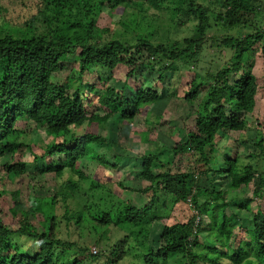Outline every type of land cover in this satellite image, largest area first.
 <instances>
[{"label":"trees","instance_id":"obj_1","mask_svg":"<svg viewBox=\"0 0 264 264\" xmlns=\"http://www.w3.org/2000/svg\"><path fill=\"white\" fill-rule=\"evenodd\" d=\"M28 3L37 5V13L28 20L27 29L23 27L19 33L9 24L0 25V161L9 156L10 163L5 168L14 180L19 179V188L12 193L15 204L23 191L28 192L31 203L23 213L11 209L12 214L21 215L25 220L20 229L0 224V264H99L100 255H93L87 247L60 236V223H65L70 234L76 217L75 224L83 230L81 218L87 213L102 225L118 226L121 222L130 228L140 227L134 233L142 245L139 264H169L173 260L179 264H264V204L259 201L264 196V116L258 118L259 131L253 141L256 152L248 155V164L243 169L241 156H229L213 148L220 133L241 132L245 128L241 113H252L256 107L258 79L251 71L243 70V62L247 53L256 50L264 39V28L259 30L257 23L262 0L256 5L244 0H225L222 11L214 14L203 0H0V14L4 16ZM173 3H178L174 23L183 19L196 21L197 36L187 42V50L172 52L168 62L184 56L198 65L208 44L213 17H216L214 25L221 26L226 34L213 37L218 44L214 42L211 47L217 45L235 54L231 66L214 74L198 73L189 87L183 88L182 96H178L189 104L210 88L202 111L196 113L195 133L172 150L173 164L177 156L192 154L196 171L194 174L157 173L158 157L141 155V180L148 185L139 193L148 200L146 206L139 208L132 200L125 202L117 209V221L109 212L92 216L88 207L78 205L72 209L69 201L79 188L75 175L87 178L78 168L81 159L96 158L102 167L113 170L116 167L96 155L91 147L93 143H106V139L101 134L79 129L94 125L100 128L115 116L134 123L146 107L177 97L176 89L164 98L152 87H139L136 96L128 83L133 76L146 71L161 72L157 80L164 82L166 71L171 70L170 63L159 60L167 53V46L164 38L160 43L153 41L157 29L149 15H152L150 11ZM108 6L123 8L121 29L115 33L100 26ZM249 15L257 18L256 26ZM248 27L254 32L229 34L246 31ZM121 65L129 70L123 86L117 87L111 80ZM66 69L69 71L62 74ZM57 74L64 75L61 81L54 80ZM219 79L220 85L210 86ZM131 94L137 100H131ZM43 130L50 141L40 154L34 151L32 137ZM216 151L222 154L223 163L217 160ZM59 156L69 159V164L55 165L53 159ZM66 172L70 178L59 186L58 180ZM222 174L230 178L225 190L211 183L212 176ZM201 178L206 179V185H198ZM54 185L58 187L52 194ZM92 185L98 186L93 182ZM245 188H254V198L246 199L245 203L237 201L236 206L252 211L250 206L256 202L257 207L251 226L244 229L237 223V213L231 210L228 214L226 210L230 208L227 201L237 200L235 195ZM39 191L53 205L59 201L65 204L62 217L58 216L55 206L50 208L49 215L37 210ZM164 195L173 197L175 207L187 204L192 214L187 222L164 225L155 249L148 245L150 232L145 233L143 228L150 231L151 218ZM204 216L209 219L207 225H204ZM42 219L41 230L29 231L26 227L32 220ZM241 233L244 238L237 242L235 238ZM202 234L214 242L210 241L212 246ZM202 240L206 242L203 248L200 247ZM67 249H75L78 254L68 256ZM128 254L123 249V254L119 252L116 256L111 250L103 264L119 263Z\"/></svg>","mask_w":264,"mask_h":264},{"label":"rangeland","instance_id":"obj_2","mask_svg":"<svg viewBox=\"0 0 264 264\" xmlns=\"http://www.w3.org/2000/svg\"><path fill=\"white\" fill-rule=\"evenodd\" d=\"M205 4L211 8V14L222 11L225 0H203ZM251 4H258L260 0H244ZM178 3L164 5L157 11H150L149 16L153 19L156 26L157 34L153 37V41L156 43L161 42V38H164V43L167 46V53L165 56L160 57L159 60L162 63L169 61V56L172 52H179L180 50H187L188 41L195 38L197 35L194 31L196 21L183 19L180 23L175 24L176 20L175 6ZM262 11L258 15L260 22L257 21L255 16H250V21L256 26V21L259 23V30L264 28V0H262ZM132 10V9H131ZM214 12V13H213ZM37 13V5L35 3H28L25 5H19L17 9H12L9 13L4 16L0 14V25L9 24L11 28L19 32L23 27L28 28L27 22ZM123 8L111 9L109 6L105 8L103 16L100 20V26L108 27L111 32L117 29H121L120 22L123 20ZM215 18L213 17V27L208 31L209 40L206 44V49L203 54V58L199 64L196 65L192 62L189 57H184L176 62L170 63L171 70L166 71L164 82L157 80L161 72L152 73L149 71L140 73L137 77L133 76L128 83L130 84L132 94L137 93L139 87H152L157 89L167 98L168 95L176 89L177 97L167 98L162 102L156 104L154 107H146L136 122L131 120H122L120 116H115L109 123L100 128L97 125L87 126L79 131H88L91 133L101 134L105 139L106 143H93L91 147L96 152V155L104 158L110 164L115 165V169H107L100 165L99 160L96 158H83L78 162V168H80L87 178H81L75 175V179L79 183V188L75 191L72 200L69 201V206L74 209L78 205L90 208V214L92 216L97 215L99 212H109L113 216V220L117 221V209L121 208L125 202L132 200L133 204L139 208L146 206L148 200L146 197L139 193V190L145 188L148 183H144L141 180V166L142 159L141 155H155L160 160V163L156 166L157 173L159 172H187L194 174L196 167L194 165V157L192 154H183L177 156L172 162L174 155L172 150L178 144H183L187 141L188 136L195 133V118L196 113L203 107L204 100L209 91V87L200 93L199 98L193 103H186L182 98L183 88H188L191 80L199 74L205 75V73H216L222 71L224 68L231 66L235 62V54L221 48L216 45L211 47L215 42L213 37H222L226 33L221 26H215ZM238 32L243 34L254 32L251 27H248L246 31H232L229 34L237 35ZM240 35V34H239ZM212 39H211V38ZM211 40V41H210ZM264 39L261 43L256 46V50L247 53L245 61L243 62V70L251 71L258 79V94L256 96V107L252 113H241V120L245 122V128L240 131H231L229 133H220V137L216 142L214 149L217 147L220 151L229 156H241L240 167L243 169L244 164L248 162V155H254L256 147L254 146V138L257 135L258 130V118L261 119L264 116ZM191 54V53H189ZM186 56V55H185ZM169 64H166V66ZM128 68L121 65L118 67L112 77L111 83L117 87H122ZM66 69L62 72H68ZM101 73L103 71H100ZM64 75L57 74L54 78L56 81H61ZM88 78V77H87ZM91 80V78L89 79ZM222 82L221 79L214 81L210 86H218ZM87 87V86H86ZM86 92H88L86 90ZM130 95L131 100H137L134 95ZM137 96V95H136ZM90 98V97H89ZM202 111V110H201ZM102 112H105L104 109ZM75 130V129H73ZM149 132V134L147 133ZM147 133V135H146ZM34 143V151L42 153V149L50 141V137L45 134V131L35 133L32 137ZM236 150V151H235ZM218 161L223 163V156L221 153H215ZM115 157H121V161L117 162ZM55 165L69 164V159L64 157H56L53 159ZM251 160V159H249ZM10 163V157L7 156L2 162L0 161V224L7 226L9 229H20L25 224V220L21 215L12 214V208L15 212L23 213L26 212L31 203L29 202L28 192L23 191V195L20 199L15 202L13 201L12 193L19 188V179H13L12 175L5 168V164ZM248 164V163H247ZM223 166H221L222 168ZM36 168H32L34 170ZM224 169V168H222ZM70 178V173L66 172L58 180L59 186L64 181ZM211 183L218 189L225 190L228 188L230 178L226 174L211 177ZM211 180V179H210ZM209 180V181H210ZM198 185H206V179H199ZM208 181V185L210 182ZM92 182L98 184L94 187ZM213 185V186H214ZM57 185H54L51 193L53 194L57 190ZM27 193V194H26ZM38 196L36 208L39 212H46L49 215L51 207L54 208L55 204L49 202L43 198L44 193L41 191L37 192ZM43 195V196H42ZM237 200H228L230 208L226 210L229 214L232 211L237 213V223L242 228H249L253 220L254 212L257 207V203L254 202L250 210L239 209L236 206L237 201L245 203L246 199L254 198V188H245L239 195H235ZM60 197H58V200ZM215 199V196L213 197ZM260 204H264V196L259 199ZM155 214L151 218L150 231L147 228H143L145 233L150 232V238L148 245L153 248L159 246L161 234L164 230V225H171L177 222H187L191 217L192 212L189 211L187 204L177 205L175 207L174 199L172 196L164 195L160 199ZM55 208L58 210V216L62 217L65 212L66 206L63 202H57ZM194 213V212H193ZM61 219V218H60ZM76 219L70 228L71 233L68 234V229L64 222L60 223V236L64 240L71 242L76 241L78 245L87 247L89 253L93 255H100L101 261L99 264H103L107 257L111 253V250L116 253V256L123 254V249L129 254L120 260L119 263L114 264H139L142 262V258L139 255L141 253L142 245L138 244L135 239L136 231H140L141 228H130L120 222V225H102L97 220L89 217L87 213L81 218V224L83 230L79 229L76 225ZM62 220V219H61ZM204 225L209 223L208 217L204 216ZM31 224V226H30ZM30 224H27L29 231H33L41 227L44 222L42 220H32ZM91 231V232H90ZM96 231L97 233H92ZM92 233L91 235H89ZM208 244H212L210 239L205 234H202V238L205 239ZM244 238L243 234H239L235 238L239 242ZM203 239V240H204ZM144 241V238H142ZM159 240V241H158ZM202 240L200 247L203 248L206 242ZM142 241V242H143ZM211 241V242H210ZM24 244L30 245V242L23 241ZM214 243V242H213ZM212 246V245H211ZM96 252V253H95ZM78 254L75 249H67L66 255L72 256ZM86 256L88 255L85 254ZM114 257V256H113ZM115 258V257H114ZM105 259V260H104ZM169 264H179L174 260Z\"/></svg>","mask_w":264,"mask_h":264},{"label":"built area","instance_id":"obj_3","mask_svg":"<svg viewBox=\"0 0 264 264\" xmlns=\"http://www.w3.org/2000/svg\"><path fill=\"white\" fill-rule=\"evenodd\" d=\"M96 253V252H95Z\"/></svg>","mask_w":264,"mask_h":264}]
</instances>
